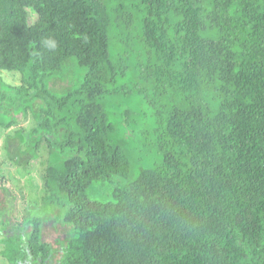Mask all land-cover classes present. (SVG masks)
I'll list each match as a JSON object with an SVG mask.
<instances>
[{
  "label": "trees",
  "instance_id": "trees-1",
  "mask_svg": "<svg viewBox=\"0 0 264 264\" xmlns=\"http://www.w3.org/2000/svg\"><path fill=\"white\" fill-rule=\"evenodd\" d=\"M1 70L0 129L34 122L5 159L44 147L65 210L58 264H264V0H0ZM31 211L9 264L56 251Z\"/></svg>",
  "mask_w": 264,
  "mask_h": 264
},
{
  "label": "rangeland",
  "instance_id": "rangeland-1",
  "mask_svg": "<svg viewBox=\"0 0 264 264\" xmlns=\"http://www.w3.org/2000/svg\"><path fill=\"white\" fill-rule=\"evenodd\" d=\"M0 78L11 85H20L21 79L18 72L0 71ZM34 125L30 114L21 119L18 123L10 127V129H0V251L3 248L1 239L7 235L21 234L30 229V226L24 224V228L20 225L29 211L33 215L42 214L46 218L44 228L42 229L41 239L49 242L56 247V251L44 261L43 264H58V258L61 248L58 247L55 239H62L67 234L68 227L62 221L56 222V213L58 208L44 210L42 195L44 194L41 174L45 168L46 157L45 148L42 147L38 161L29 164L25 169L18 167L15 163L5 159V151L3 149V140L7 133H12L15 129H23L28 131ZM65 210L61 211L63 217ZM5 222L6 225L3 223ZM19 227L15 229L17 226ZM24 238V237H23ZM0 264H9L0 254ZM19 264H38L31 256H27Z\"/></svg>",
  "mask_w": 264,
  "mask_h": 264
},
{
  "label": "clouds",
  "instance_id": "clouds-1",
  "mask_svg": "<svg viewBox=\"0 0 264 264\" xmlns=\"http://www.w3.org/2000/svg\"><path fill=\"white\" fill-rule=\"evenodd\" d=\"M51 46H52V47H54L55 45H54V44H52Z\"/></svg>",
  "mask_w": 264,
  "mask_h": 264
}]
</instances>
